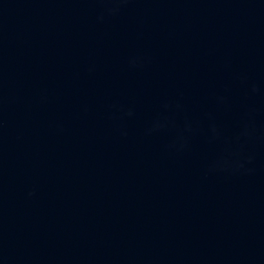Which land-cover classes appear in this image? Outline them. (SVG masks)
<instances>
[{"label": "water", "instance_id": "1", "mask_svg": "<svg viewBox=\"0 0 264 264\" xmlns=\"http://www.w3.org/2000/svg\"><path fill=\"white\" fill-rule=\"evenodd\" d=\"M0 264H264V0H0Z\"/></svg>", "mask_w": 264, "mask_h": 264}]
</instances>
